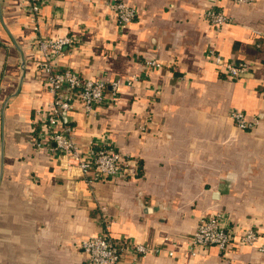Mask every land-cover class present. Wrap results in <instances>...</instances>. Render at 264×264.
Wrapping results in <instances>:
<instances>
[{"label": "crops", "instance_id": "0c3cea01", "mask_svg": "<svg viewBox=\"0 0 264 264\" xmlns=\"http://www.w3.org/2000/svg\"><path fill=\"white\" fill-rule=\"evenodd\" d=\"M116 1L50 0L36 18L24 0H0V264H87L77 241L106 227L117 240L160 249L142 264H220L217 246L188 252L200 218L219 212L240 232L259 231L255 245L237 249L236 264H264V0H122L137 14L127 26L116 20ZM213 6L231 18L221 29L206 18ZM66 35L75 44L58 67L135 79L93 114L78 105L63 119L83 148L97 138L133 160L114 179L73 177L46 137L37 147L34 130L45 136L53 95L35 39ZM212 50L251 70L228 78ZM231 110L256 126L238 128Z\"/></svg>", "mask_w": 264, "mask_h": 264}, {"label": "built area", "instance_id": "2783aa9c", "mask_svg": "<svg viewBox=\"0 0 264 264\" xmlns=\"http://www.w3.org/2000/svg\"><path fill=\"white\" fill-rule=\"evenodd\" d=\"M50 0H24L26 11L39 18L42 8ZM240 4L252 5L258 0H234ZM113 12L120 26H127L137 18L136 9L118 0L112 4ZM206 18L215 29H221L231 21L224 11L213 6L206 12ZM35 47L39 56V70L47 90L53 95L42 122L46 128L45 136L39 132L37 147L42 146L46 137L47 148L56 153L59 160L71 176H80L88 183L114 179L122 175L130 165L131 158L111 143H105L97 138H91L86 148L80 146L75 138L73 126L63 121L78 105L85 114H93L102 106L112 102L118 95L123 83L133 84L135 79L126 81L116 78L110 82L101 78H88L70 68H60L56 61L75 44L70 35L57 38L39 36L35 39ZM258 46H261L259 44ZM216 64L228 78L238 79L249 70L251 64L242 60L230 62L219 53L211 51ZM152 67H160L156 60L148 61ZM38 113H44L41 110ZM230 117L235 125L243 130H251L257 124V118H249L242 110H231ZM44 142V141H43ZM41 143V144H40ZM259 240V231L250 227L240 232L233 219L223 212L200 218L197 229L190 236L188 252L197 255L201 249L211 246L220 249V264H236L235 252L244 245H255ZM177 240L172 244L176 245ZM77 247L87 258V264H142L143 258L151 251L159 252L147 244L122 238L115 239L107 231L82 238L77 241ZM174 250H168L169 256H174Z\"/></svg>", "mask_w": 264, "mask_h": 264}, {"label": "water", "instance_id": "95a60500", "mask_svg": "<svg viewBox=\"0 0 264 264\" xmlns=\"http://www.w3.org/2000/svg\"><path fill=\"white\" fill-rule=\"evenodd\" d=\"M17 48L22 53L21 47L17 46ZM20 66H21V69L23 71V74H22V77H21V79L23 81L24 71H25V68H26V61H25L24 56H22ZM17 94H18V91L14 94V96L17 95ZM8 101H9V99L6 100V102H5L4 106H3V109H2V112H1L2 117H4L5 107H6V104L8 103ZM3 152H4V143L2 145V158H1V165H0V170H1V172H0V181H1V177H2V174H3V167H4V155H3Z\"/></svg>", "mask_w": 264, "mask_h": 264}, {"label": "trees", "instance_id": "16d2710c", "mask_svg": "<svg viewBox=\"0 0 264 264\" xmlns=\"http://www.w3.org/2000/svg\"><path fill=\"white\" fill-rule=\"evenodd\" d=\"M39 131H40V130H39V127H36L35 130H34V135H35V137H36L37 139H40V137H39V136H40V135H39Z\"/></svg>", "mask_w": 264, "mask_h": 264}]
</instances>
